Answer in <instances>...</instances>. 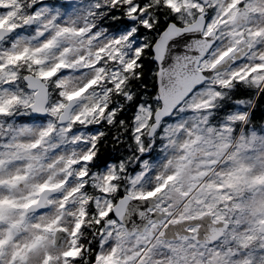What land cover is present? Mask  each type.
Here are the masks:
<instances>
[{
    "label": "snow or ice",
    "instance_id": "1",
    "mask_svg": "<svg viewBox=\"0 0 264 264\" xmlns=\"http://www.w3.org/2000/svg\"><path fill=\"white\" fill-rule=\"evenodd\" d=\"M0 264H264V0H0Z\"/></svg>",
    "mask_w": 264,
    "mask_h": 264
}]
</instances>
